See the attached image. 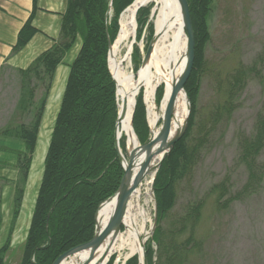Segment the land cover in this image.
I'll list each match as a JSON object with an SVG mask.
<instances>
[{
    "label": "rangeland",
    "instance_id": "374dc122",
    "mask_svg": "<svg viewBox=\"0 0 264 264\" xmlns=\"http://www.w3.org/2000/svg\"><path fill=\"white\" fill-rule=\"evenodd\" d=\"M134 1L126 0L127 3H123L124 5L117 4L116 6L122 5L120 6L122 8L116 10L111 6L112 0H109L106 13L107 52L105 65L113 82V91L112 89L110 91L113 93L115 110L113 149L118 160L115 150V141H117L119 151L126 163L130 162L126 138L119 139L117 136L118 116L124 101H122L121 108H119L116 81L109 69V55L110 47L115 43L120 32L121 16ZM64 2L66 3L65 0ZM187 2L191 10L194 61L192 71L183 82L182 94L187 103V114L181 126V128L184 127V131L179 140L175 142L170 150H167L165 156L157 164L150 166L149 173L135 188V191L138 190L140 193L141 205L150 221L147 224V235L142 242V258L137 254L126 258V252L114 251L110 254L109 251H106L104 257L107 254L110 255L105 264H142L141 259L145 261V264H168L166 263V257L161 256L159 260L157 259L158 247L155 236L158 235V233L156 234L158 227H160V233L163 232L164 236H169V233H172V229H174L172 227L178 229L176 221L180 220L178 217H180L184 207L197 202H201L202 205L199 214L200 219L194 225V229L190 224L187 227L188 230L192 229L195 239L201 240L202 250L195 258L191 259L189 264H264V185L263 190L257 195L235 203L230 208L222 211L218 210L214 193L211 192L212 187L225 178L230 182V189L234 190H239L246 181L244 168L235 165L238 138L240 135L252 133L253 125L264 101V86H262L259 79H256V77L250 78V75L245 85L238 88L232 89L230 83L235 70L239 69L244 73L256 57L264 51V0H210L209 5L203 7L200 20L190 0H187ZM32 5L29 17L16 34L15 45L26 24H30L35 30L28 42L37 33L33 25V19L37 11V0H32ZM154 18L151 5H140L135 11L134 34L128 41L130 45L129 71L133 76H136L139 70L144 68L150 60L149 53L147 61L143 64L149 47H151V52L153 43L157 38ZM0 38L5 39V36L0 34ZM55 42L43 53L50 50ZM15 45L12 47L11 56L17 54L25 46L18 51H14ZM81 46L82 38L78 36L64 55L61 63L55 68L49 90L44 91L42 86H38L35 90L33 99L35 105L46 93L47 95L35 136L33 152L29 153L27 145L22 140L7 137L0 133V145L13 151L9 152L8 148L0 146L1 264H22L23 252L43 179L45 160L61 109L70 68L77 59ZM72 50H76V54L69 65L64 91H62L59 101L49 107L47 100L51 93L54 94L55 90L58 89V84L53 87L54 74ZM124 52L125 49L121 54L123 55ZM17 71L6 66L0 67V129L6 127L9 123L14 125L20 123L21 114L17 113V108L21 91ZM52 88L54 91H51ZM138 90L131 124L138 144L142 147L152 132L148 124V107L144 90L142 88ZM230 91L238 92L232 102V107L229 103L226 104V108L223 110L226 96L229 95ZM163 96L164 86L160 84L156 88L153 99L156 111L160 110ZM213 114L217 115L216 118L219 119L214 126L211 124ZM161 125L160 118L158 127L160 128ZM198 141L203 142L201 149L198 148L199 151L197 150L194 156L195 161L192 171L186 175L185 167H182L184 160L180 159V148L182 147L184 152H190L193 147L197 146ZM35 149L39 151L38 157L34 154ZM14 151L16 152L14 153ZM177 152L179 154H176ZM170 154L172 156L167 160L166 158ZM23 158L30 160L28 171L24 177L19 168V162ZM185 158H187L186 154ZM165 159L167 160L166 165H164ZM118 165L119 172L116 171L115 179L118 181L119 187L124 176V169L119 160ZM167 165H169L170 170L168 176L171 175V180H168L167 185L172 192L174 205L164 215H161L162 219L160 220L158 219L160 216L158 217L157 205V197L160 194L157 195L158 192H155V189L158 188L163 178V166L167 167ZM30 172L31 176H29ZM180 172L182 173L181 178ZM113 176L114 173L112 172L110 178L112 179ZM34 182L35 192L28 193ZM135 191L128 201V204L131 202L132 206L135 203ZM26 195L27 197H25ZM110 197L100 201L96 207L90 240L96 229L95 214L103 204L108 203L107 200ZM119 234H126V227L123 223L117 236ZM166 240H169V238H166ZM162 243L160 242V244ZM47 245L49 246V241L44 243V247H47Z\"/></svg>",
    "mask_w": 264,
    "mask_h": 264
},
{
    "label": "trees",
    "instance_id": "16d2710c",
    "mask_svg": "<svg viewBox=\"0 0 264 264\" xmlns=\"http://www.w3.org/2000/svg\"><path fill=\"white\" fill-rule=\"evenodd\" d=\"M65 1L67 6L54 46L40 55L29 68L17 71L21 91L17 108V113L21 114L20 123L16 125L9 123L0 129L2 135L22 140L27 145L29 153L33 152L35 136L47 95L46 93L35 105L33 100L35 90L38 86H42L44 91L49 90L55 68L61 63L77 37H81L82 46L70 68L61 109L45 160L43 179L23 252L22 264H51L59 254L89 241L97 205L100 201L112 196L119 184L115 179L116 171L119 172V165L113 149L115 110L113 93L110 91V89L113 91V82L105 65L106 13L109 0ZM125 2L126 0H112L111 6L119 10L122 5H116ZM190 2L200 20L202 9L205 5H209L210 0H190ZM34 32V28L26 24L13 50H20ZM241 73L239 69L234 71L230 83L232 89L245 85L249 75L250 78L259 79L264 86V51L250 64L249 69ZM237 92L228 93L223 110L226 104L230 103L232 107ZM216 116L213 114L212 126L219 121ZM202 143L198 141L197 146L190 152H184L182 147L180 148V159L184 160L182 167H185L186 175L192 171L194 156L198 148L201 149ZM171 156L170 154L166 159L169 160ZM166 159L164 165H166ZM29 163L30 160L27 158L19 162L23 177L28 171ZM235 165L244 168L246 181L239 190L230 189L227 178L212 187L211 192L214 193L215 204L220 211L247 200L263 190L264 101L256 117L252 133L240 135L238 138ZM163 167V178L155 189V192H158L157 195L160 194L157 197L160 220L161 215L174 205L172 192L167 185L168 180H171V175L168 176L169 165ZM112 172L114 180L110 178ZM181 174L180 172V178ZM201 207V202L184 207L178 217L180 220L176 221L180 232L172 227L174 228L172 233L164 236L158 227L156 232L158 235L155 236L158 260L162 256L166 257L168 264H189L191 259L201 252V240L195 239L192 229L188 230L187 227L190 224L194 229V225L200 219ZM46 241H49V246L44 247ZM160 242L163 243L160 244Z\"/></svg>",
    "mask_w": 264,
    "mask_h": 264
},
{
    "label": "bare ground",
    "instance_id": "6f19581e",
    "mask_svg": "<svg viewBox=\"0 0 264 264\" xmlns=\"http://www.w3.org/2000/svg\"><path fill=\"white\" fill-rule=\"evenodd\" d=\"M140 5H151L154 14L156 40L150 52V60L147 65L140 69L136 76L129 71L130 67V45L128 41L134 34L135 11ZM7 26H1L0 29ZM12 30V29H11ZM16 32L12 30V34ZM125 49L123 55L122 51ZM185 34L183 30L182 4L179 0H135L122 14L120 19V32L111 46L109 55V69L116 81L117 100L119 108L122 101H125V113L119 119L117 136L119 139L126 138L127 149L131 161L125 162L132 166V171L139 169L143 161L142 147L138 144L137 138L132 130V112L139 88L144 90V97L147 103L148 124L151 127V137L156 138L159 127L158 121L163 116L172 89L181 85L186 77L184 71ZM164 86V96L160 104V110L156 111L153 99L156 88ZM174 113L172 116L171 134L179 130L187 114V103L182 93L172 101ZM159 142L156 139L155 147ZM161 155L150 161V166L157 164ZM135 203L129 202L124 214L123 225L126 227V234H119L111 245L102 246L94 255L89 264H105L108 256L114 251L126 252V258L132 255L142 254V242L147 235V224L150 222L141 205L140 193H134ZM113 208V202L103 204L96 215L98 227L102 229L106 224ZM105 250L109 251L105 257ZM85 254L72 257L62 264H75L79 257ZM104 257V258H103ZM125 258V259H126ZM143 262V260L141 259Z\"/></svg>",
    "mask_w": 264,
    "mask_h": 264
},
{
    "label": "water",
    "instance_id": "95a60500",
    "mask_svg": "<svg viewBox=\"0 0 264 264\" xmlns=\"http://www.w3.org/2000/svg\"><path fill=\"white\" fill-rule=\"evenodd\" d=\"M182 4V14H183V27L185 30V53H184V71L186 73V77L192 71L193 61H194V40H193V30H192V20H191V10L189 8L187 0H179ZM111 49V47H110ZM151 47L146 54L143 64L147 61L149 57ZM185 77V79H186ZM183 93V83L179 86H176L172 89L168 102L166 104V108L164 110V114L161 117L162 125L159 128L158 135L156 138L152 139L150 136L147 142L142 146V157L143 161L140 164V167L136 171H132V166L126 165L124 159L119 151L118 143L115 141V150L117 153L118 160L123 166L124 176L122 182L120 183L117 191L107 200V202H113V208L108 217V220L104 227L100 229L98 227V223L95 220V232L92 239L82 245L76 246L60 256H58L52 264H62L69 261L72 257L81 255L82 253L85 256L79 257L75 264H89L92 261L94 255L99 251L102 246H109L112 244L114 239L119 232L120 226L122 224V220L124 218V214L126 212L128 201L135 191L137 185L145 178V176L151 170L150 161L157 156L161 155V159L167 153V150L175 144L176 141L179 140L181 134L184 131V127L177 130L173 135L171 134V126H172V116L174 113V109L172 106V101L178 96V94ZM125 101L123 102L122 109L118 119H120L125 113ZM156 139L159 144L157 148L155 147ZM131 161V158H130ZM98 213V211H97ZM95 214V219L96 215ZM107 250H105L106 252ZM142 264H145L143 260Z\"/></svg>",
    "mask_w": 264,
    "mask_h": 264
},
{
    "label": "crops",
    "instance_id": "0c3cea01",
    "mask_svg": "<svg viewBox=\"0 0 264 264\" xmlns=\"http://www.w3.org/2000/svg\"><path fill=\"white\" fill-rule=\"evenodd\" d=\"M32 6V0H0V25L8 27L7 29H0V34L5 36V39L0 38V67L6 66L9 69L25 70L57 40L66 3L64 0H37V11L33 19V25L37 33L22 50L11 56L12 47L16 43V34L29 17ZM11 29H14L16 33L12 34ZM75 54L76 50H72L54 74L53 87L58 84V89L55 90L56 92L54 94L51 93L49 96L47 100L49 107H51V104L54 105L59 101L61 93L64 91L69 65ZM51 91H54L53 88ZM44 118L42 119L44 120ZM0 146L8 148L6 146ZM8 149L9 152H13L10 148ZM34 154L38 157L39 151L35 149ZM29 176H31V172ZM29 192H35V182L33 183V187H30L28 190Z\"/></svg>",
    "mask_w": 264,
    "mask_h": 264
}]
</instances>
